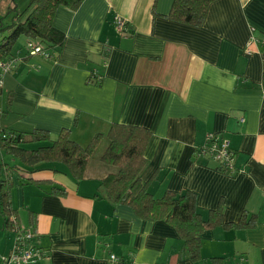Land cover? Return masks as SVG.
Segmentation results:
<instances>
[{"label":"crops","instance_id":"1","mask_svg":"<svg viewBox=\"0 0 264 264\" xmlns=\"http://www.w3.org/2000/svg\"><path fill=\"white\" fill-rule=\"evenodd\" d=\"M172 1L157 0L156 15L153 0L59 7L53 25L65 34L63 47L54 59L28 57L4 76L2 89L13 99L0 125L44 129L51 138L69 128L83 146L113 122L142 126L151 132L142 179L156 171L148 187L154 197L191 190L203 217L221 203L225 222L244 211L258 223L205 231L202 259L193 263L170 224L102 197L99 180L110 171L104 165L76 181L60 165L32 171L18 163L8 172L11 205L20 228L33 230L29 213L35 214L29 244L46 252L32 264H108L111 254L124 264H213L214 257L220 264H264V0L212 1L200 26L166 18ZM116 16L125 30L116 29ZM91 73L100 84L87 82ZM210 134L229 140L233 172L198 154ZM50 184L66 194L48 193ZM10 235L1 255L14 243V230Z\"/></svg>","mask_w":264,"mask_h":264},{"label":"trees","instance_id":"2","mask_svg":"<svg viewBox=\"0 0 264 264\" xmlns=\"http://www.w3.org/2000/svg\"><path fill=\"white\" fill-rule=\"evenodd\" d=\"M2 1L0 0V3ZM10 1L0 18V62L18 58L15 67L11 70L13 71L18 67L19 62L34 56L26 48L29 40L39 43L41 49L49 54V58L45 59H54L57 56L64 45L65 34L53 25L54 15L59 7L75 11L83 0H29L22 9H19L13 0ZM156 1L153 0L152 4L153 15L157 14ZM212 1L215 0H173L165 17L175 22L200 26ZM4 17L9 18V22L4 23L2 20ZM124 24L127 25L126 21ZM21 37L26 39L25 53L19 57L17 54L20 52H14L13 47ZM106 55L107 53L103 54L102 66ZM4 76L0 75V80L3 81ZM101 80L100 75L91 73L87 82L97 85ZM2 92L0 84V97ZM12 99V91H7L5 111H0V123L4 114L11 109ZM213 137L222 138L218 135ZM102 138H106L108 143L98 161L101 165L111 167V170L99 180L102 197L111 204L130 206L142 219L162 220L170 224L182 241L183 253L193 263L202 259L201 236L205 231L216 227L224 230L248 229L258 223L255 214L244 211L237 221L225 222L221 203L203 217L196 207V195L191 190L177 193L167 189L160 197H154L148 187L156 177V171L148 180L142 179V173L147 166L144 151L151 139V132L142 126L113 122L106 134H95L83 146L71 138L69 128L61 129L56 138H51L50 133L44 129L12 131L0 125V149L13 156L24 168L36 171L44 164L60 165L76 181L85 179L90 158ZM0 165L5 164L0 163ZM51 169L57 171L56 168ZM218 169L227 171L219 167ZM233 171L234 167L228 170V172ZM26 182L38 185L42 183L41 180L32 178L26 179ZM13 186L14 181L9 175L5 179L0 178V215L3 219L2 229L6 230L20 228L17 212L11 205ZM48 193L63 197L66 190L50 184ZM35 220V214L29 213L32 232H34ZM211 261L213 264H220L221 258L214 257ZM114 264H124V262L118 258Z\"/></svg>","mask_w":264,"mask_h":264},{"label":"built area","instance_id":"3","mask_svg":"<svg viewBox=\"0 0 264 264\" xmlns=\"http://www.w3.org/2000/svg\"><path fill=\"white\" fill-rule=\"evenodd\" d=\"M124 19L116 16L114 24L118 31L125 29ZM26 48L30 54L41 55L43 58H49V54L41 49L39 43L34 41H27ZM18 58L6 59L0 62L1 76L9 73L17 63ZM2 84V80H0ZM206 144L199 150L200 155H204L216 162L218 167L223 170L233 169L234 154L230 149L229 140L226 138L213 137L208 135ZM13 220V218H12ZM14 243L8 253L2 255V264H32L46 256V252L41 248L30 245V241L35 237V232L30 229L15 228ZM118 258L111 254L109 256L108 264H114Z\"/></svg>","mask_w":264,"mask_h":264},{"label":"rangeland","instance_id":"4","mask_svg":"<svg viewBox=\"0 0 264 264\" xmlns=\"http://www.w3.org/2000/svg\"><path fill=\"white\" fill-rule=\"evenodd\" d=\"M19 9H22L29 0H13ZM10 0H3L0 3V18L4 15L5 9L6 7L10 4ZM9 17V16H7ZM4 17L2 20L4 23L9 22V18ZM25 42L26 39L24 37H21L16 44L13 47V51L14 52H20V53H25ZM4 80V79H3ZM3 84V81H2ZM1 84V85H2ZM6 91L3 88V93L2 96L0 97V106L2 107V105L5 102V98H6ZM108 141L106 138H102L100 139L99 144L97 145L96 149L94 150V153L92 155V157L90 158L89 161V165H88V169H90L91 171H98L99 166H102L100 164V162L98 161L99 156L101 155L102 151L104 150L105 146L107 145ZM0 163H4L5 165H0L1 166V170H0V178L1 179H5L6 176L8 175V172L10 173L12 170H14L15 168V164H18L19 162L10 154L5 153L2 149H0ZM20 164V163H19ZM10 167V168H9ZM105 168H109L111 170V167L109 166H104ZM0 217L2 218V216L0 215ZM2 224H3V219L1 220ZM11 233V230H6V229H0V264L1 263V257H2V250H3V246L5 243V239L6 240H10L11 235L9 236V234ZM5 253V252H4Z\"/></svg>","mask_w":264,"mask_h":264}]
</instances>
